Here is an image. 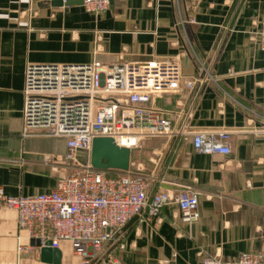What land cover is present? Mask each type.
<instances>
[{
  "label": "crops",
  "instance_id": "obj_1",
  "mask_svg": "<svg viewBox=\"0 0 264 264\" xmlns=\"http://www.w3.org/2000/svg\"><path fill=\"white\" fill-rule=\"evenodd\" d=\"M41 0H0V186L11 195L53 190L73 173L66 138L44 129L24 133L29 64L179 61L177 91L145 104L176 133H231L228 156L197 153L190 136L144 139L131 169L150 177L148 197L190 191L199 196L198 222L182 221L174 203L151 222L123 230L121 264H202L264 253V0H114L98 15L83 6L39 7ZM194 83L190 88L187 83ZM114 174L127 171L110 170ZM0 206V264H81L69 241L60 259Z\"/></svg>",
  "mask_w": 264,
  "mask_h": 264
},
{
  "label": "built area",
  "instance_id": "obj_2",
  "mask_svg": "<svg viewBox=\"0 0 264 264\" xmlns=\"http://www.w3.org/2000/svg\"><path fill=\"white\" fill-rule=\"evenodd\" d=\"M83 1L85 10L96 15L110 7L109 0ZM259 35L264 50V17ZM182 82L179 61L116 64L105 72L94 64H29L24 134L44 129L52 137L66 138L65 159L73 173L53 190L34 196L11 195L0 186V206L16 211L19 230L40 248L58 249L62 241L71 242L81 264H121L123 230L136 219L153 221L169 203L179 207L184 223L198 222L197 194L157 191L148 197L150 177L131 171L114 174L90 162L93 141L100 137L134 151L147 138L190 136L199 154L230 155L231 133H176L158 111L144 106L177 91ZM187 85L192 88L194 83ZM79 153L87 156L86 165ZM202 264H264V253H242L233 261L209 257Z\"/></svg>",
  "mask_w": 264,
  "mask_h": 264
},
{
  "label": "water",
  "instance_id": "obj_3",
  "mask_svg": "<svg viewBox=\"0 0 264 264\" xmlns=\"http://www.w3.org/2000/svg\"><path fill=\"white\" fill-rule=\"evenodd\" d=\"M110 5H113L114 0H109ZM83 0H69L65 4L60 0H41L39 7L46 8H60L64 6L78 5L83 6ZM81 163L86 165L87 156H82L79 153ZM82 158V159H81ZM133 160V151L128 148L119 147L115 140L110 137H100L93 141V147L90 157L91 165L98 170H119L131 171L136 174H143L140 171L131 169V161ZM34 244L39 246L38 242L33 241ZM42 258L49 259L55 256V259H60V251L51 247H44L41 249Z\"/></svg>",
  "mask_w": 264,
  "mask_h": 264
}]
</instances>
